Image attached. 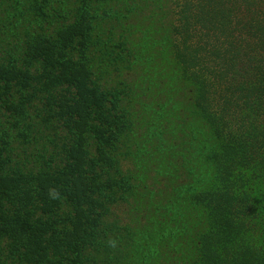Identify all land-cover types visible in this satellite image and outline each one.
Segmentation results:
<instances>
[{
	"label": "trees",
	"instance_id": "trees-1",
	"mask_svg": "<svg viewBox=\"0 0 264 264\" xmlns=\"http://www.w3.org/2000/svg\"><path fill=\"white\" fill-rule=\"evenodd\" d=\"M0 264H264V0H0Z\"/></svg>",
	"mask_w": 264,
	"mask_h": 264
}]
</instances>
